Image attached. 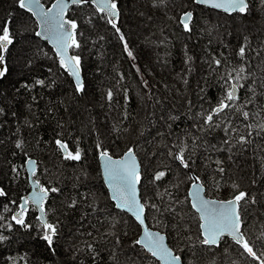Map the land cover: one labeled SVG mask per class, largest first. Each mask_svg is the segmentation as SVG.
Masks as SVG:
<instances>
[{
    "label": "trees",
    "instance_id": "1",
    "mask_svg": "<svg viewBox=\"0 0 264 264\" xmlns=\"http://www.w3.org/2000/svg\"><path fill=\"white\" fill-rule=\"evenodd\" d=\"M52 1L41 3L48 6ZM249 7L248 14L241 16L197 6L193 0H119L118 26L132 59L118 34L91 4L71 6L68 16L77 21L82 33L77 36L78 54L86 88L77 94L52 49L36 37L31 15L17 7V0H0V27L10 21L15 40L5 54L9 74L0 80V188L8 193L0 197V216L5 218L0 221V236L6 237L0 240V264H158L134 247L138 225L110 202L97 165V145L114 157L135 149L146 201L167 208L165 189L180 201L167 211L150 210L146 224L166 235L169 247L181 255L184 264H255L241 257L230 241L227 253L205 250L199 244L198 216L185 199L188 178L167 154V146L177 136L191 132L201 137L190 175L201 177L210 198L232 199L233 185L254 197L257 202L246 206L244 230L259 244L256 237L264 233V133L254 134L246 148L237 146L229 153L212 150L213 145L223 147L222 131L202 134L197 130L198 114L215 105L222 94L218 76L209 68L213 57H226L233 65L245 63L252 74L242 81L256 90L246 110L260 115L242 122L236 113L232 119L240 134H246L244 123H264L260 109L264 105V0H249ZM186 11L193 14L191 32L179 23ZM242 45H247L243 61L237 56ZM109 90L111 102L106 99ZM239 94L241 100L252 95L243 88ZM57 139L72 151L79 148L81 161L64 160ZM188 143L191 149L190 139ZM28 157L37 160L35 179L60 189L45 202L46 218L58 225L54 250L42 239L34 209L26 216V223L32 225L26 230L11 221L12 211L5 208L14 211L11 201L20 202L29 191L24 170ZM216 159L223 161L222 177L208 167ZM166 166L172 170L157 188L151 183L153 174ZM176 184L178 188L173 187ZM159 194L164 195V202ZM73 200L77 206L68 207ZM8 223L12 228L6 227Z\"/></svg>",
    "mask_w": 264,
    "mask_h": 264
},
{
    "label": "snow or ice",
    "instance_id": "2",
    "mask_svg": "<svg viewBox=\"0 0 264 264\" xmlns=\"http://www.w3.org/2000/svg\"><path fill=\"white\" fill-rule=\"evenodd\" d=\"M91 3L94 5L95 13L99 15L111 29L118 34L119 40L123 45L124 51L128 57L135 59L133 52L129 49L125 35L118 26L120 18L119 0H53L51 5L45 10V6L41 0H17V7L30 13L31 16L38 19L40 31L35 35L42 37L52 43L56 56L59 61V67L62 68L73 79L74 92L83 94L86 92L85 84L81 77V56L78 50L81 49V42L77 39L80 25L75 19L68 16L70 6L82 7ZM197 5H205L213 9L222 10L231 15L233 13L246 16L250 10L249 0H193ZM193 14L186 11L180 17L179 23L183 26L184 31L191 32V22ZM10 21H5L0 27V80H3L9 74V68L5 54L8 53L11 45L14 44V36L10 28ZM248 40L247 37L244 38ZM246 46L239 47L237 56L241 61L246 58ZM71 50V51H70ZM223 56V53H221ZM188 58L187 62H190ZM209 68L217 74L221 83L222 94L218 98L217 103L209 109L198 114L200 120L197 124V130L202 134L211 132L213 129H219L223 132V147L212 146L213 151H227L231 153L234 147L239 146L241 149L246 148L252 143V138L261 136L264 133V123L253 124L244 123L247 130L246 134H240L238 126L233 123L232 117L239 113L242 122H247L260 115V112L253 113L246 110L248 105L253 103L256 98V90L242 81H247L252 75L247 72V65L240 63L238 65L231 64L226 57L222 60L219 57H213L209 61ZM191 68L188 69L191 72ZM51 71V69H49ZM37 84L43 85L44 81L38 80ZM146 83V81H145ZM185 83L187 81L185 80ZM28 87V85H25ZM264 87V84L261 85ZM252 93L247 99L241 100L239 94L240 89ZM264 96V92L261 93ZM106 99L111 102L113 93L109 90ZM260 109L264 112V105H260ZM170 120L178 119L169 117ZM171 125H169V128ZM264 138V137H262ZM188 139H190L191 149ZM201 137L191 132L185 134L184 137L177 136L168 148V156L175 163L177 169L183 170V175L188 178V189L186 200L190 204L198 216V242L205 250L220 249L222 253H227L228 243L231 242L239 250L241 257L246 256L255 264H264V233L256 237L259 241L257 244L250 239L246 232V206L255 204L257 201L245 191H239L238 185H233L236 194L232 199L216 200L207 198V185L199 175L191 174L196 165L193 154L196 148L202 145L198 143ZM62 158L66 161L80 162L82 153L79 148L75 151L69 149L66 142L60 139L55 141ZM17 148L21 145L17 144ZM98 158L102 162V175L109 190V199L114 202L116 209L130 214L134 223L139 226L138 238L134 241V247H138L146 255H150L154 261L159 264H184L181 255L177 254L173 248L165 243V237L159 231H153L147 224V215L150 210L153 212H162L172 209L173 204L179 203V200H173L172 193L165 189L169 201L167 208L161 209L156 203H149L145 200L144 184L142 180V165L138 161L134 148H128L121 156L114 157L113 154L101 145H97ZM209 159V158H206ZM28 171L33 177V189L28 197H22L20 202L11 201L16 205V209L6 210L12 211L10 217L16 225L28 230L32 228L30 223H26V216L30 210L38 211L40 214L36 217L42 227V239L47 243L50 249L54 250V239L58 238V225L49 222L46 218L45 202L51 193L60 192L59 188L48 187L43 185L38 179H35L37 172L35 161L28 160ZM212 165H215L213 168ZM208 167L217 176L222 177L225 174L223 161L220 159L211 160ZM171 167L166 166V170H157L154 172L151 183L155 187L163 186L162 182ZM16 171V169H13ZM173 187H179L178 184ZM8 193L0 188V197H7ZM159 198L164 202V195L159 194ZM31 206V208H30ZM77 202L71 201L68 205L75 208ZM5 218L0 216V221ZM12 224L8 223L7 228H12ZM88 235H91L89 233ZM225 237L228 239L226 240ZM6 237L0 236V240ZM91 250V245H88ZM235 264V262H233Z\"/></svg>",
    "mask_w": 264,
    "mask_h": 264
},
{
    "label": "water",
    "instance_id": "3",
    "mask_svg": "<svg viewBox=\"0 0 264 264\" xmlns=\"http://www.w3.org/2000/svg\"><path fill=\"white\" fill-rule=\"evenodd\" d=\"M53 2V1H52ZM51 2V3H52ZM51 3L48 5V6H45V10L47 9V7H49L50 5H51ZM89 4H91V3H89ZM92 5V4H91ZM197 5V4H196ZM93 7H94V5H92ZM197 6H201V7H204V8H207V9H210V10H213V11H216V12H219V13H222V14H225V15H229V14H227V13H225V12H223L222 10H217V9H213V8H211V7H208V6H205V5H197ZM71 7V6H70ZM30 14V13H29ZM31 15V14H30ZM183 14H181L180 15V17L182 16ZM32 17V19L34 20V22L36 23V27H37V29H36V32L37 31H40L41 29H40V27H39V23H38V19L36 18V17H33V16H31ZM180 17H179V20H180ZM37 37V36H36ZM40 41H43V42H45L51 49H52V51L54 52V54L56 55V53H55V50H54V47H53V45H52V43L50 42V41H48V40H45L44 38H42V37H37ZM57 57V56H56ZM67 74V73H66ZM68 75V74H67ZM69 76V75H68ZM81 77H82V71H81ZM69 78H70V80H71V82H72V85H73V87H74V83H73V79H72V77H70L69 76ZM83 80V79H82ZM124 153V152H123ZM122 153V154H123ZM138 159V158H137ZM28 160H32V161H35L36 162V164H35V167H36V169H37V160L35 159V158H33V157H28L25 161H24V170H25V173H26V176H27V182H28V185H29V191L27 192V194L25 195V196H23V197H28L29 195H30V193H31V191H32V189H33V183H32V180H33V177L30 175V173H29V171H28V164L26 163ZM139 161V160H138ZM97 165H98V169H99V173H100V177H101V181H102V183H103V186H104V188H105V190H106V193H107V196L109 197V190H108V186H107V184L105 183V181H104V178H103V175H102V162L99 160V158H98V156H97ZM207 198H209V199H215V198H210V197H208L207 196ZM110 200V199H109ZM216 200H218V199H216ZM110 202L112 203V205H113V207H114V209L115 210H117V211H120L119 209H116L115 208V206H114V202H112L111 200H110ZM190 205V204H189ZM191 207V206H190ZM192 209V208H191ZM193 210V209H192ZM37 212V216H39V212L38 211H36ZM120 212H122V211H120ZM193 212H194V210H193ZM123 213H125V212H123ZM195 213V212H194ZM125 214H127V213H125ZM196 214V213H195ZM132 220H133V218L130 216V214H127ZM134 221V220H133ZM139 227V226H138ZM153 231H158V230H154V229H152ZM160 232V231H159ZM162 235H164V237H165V243L168 245V242H167V238H166V235L164 234V233H162V232H160ZM138 238V237H137ZM226 239H228L227 237H225ZM169 246V245H168ZM157 262V261H156ZM158 264H159V262H157Z\"/></svg>",
    "mask_w": 264,
    "mask_h": 264
},
{
    "label": "rangeland",
    "instance_id": "4",
    "mask_svg": "<svg viewBox=\"0 0 264 264\" xmlns=\"http://www.w3.org/2000/svg\"><path fill=\"white\" fill-rule=\"evenodd\" d=\"M137 158H138V157H137ZM138 160H139V159H138ZM47 169H48V168H47ZM47 169H46V170H47ZM186 195H187V191H186Z\"/></svg>",
    "mask_w": 264,
    "mask_h": 264
}]
</instances>
